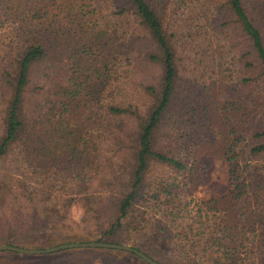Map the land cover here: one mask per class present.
I'll return each mask as SVG.
<instances>
[{"label": "trees", "instance_id": "1", "mask_svg": "<svg viewBox=\"0 0 264 264\" xmlns=\"http://www.w3.org/2000/svg\"><path fill=\"white\" fill-rule=\"evenodd\" d=\"M87 241L264 264V0H0V244Z\"/></svg>", "mask_w": 264, "mask_h": 264}, {"label": "rangeland", "instance_id": "2", "mask_svg": "<svg viewBox=\"0 0 264 264\" xmlns=\"http://www.w3.org/2000/svg\"><path fill=\"white\" fill-rule=\"evenodd\" d=\"M183 10V14H180V11ZM177 15L178 17H182L185 12L182 7H179L177 9ZM185 32V28H182V33ZM185 37L182 35L180 38V41L176 44L177 47V53L180 57L179 60L183 67V73L182 74V83H186V79L190 78L189 84L192 83L193 79L195 78L197 81L201 80L199 78L200 70L198 69H191V65L188 64L187 56H190L193 51H195V48L193 47V50H190V47L187 43H185ZM184 41V43H183ZM238 75V73H237ZM203 79V78H202ZM184 87V85H182ZM185 139V138H184ZM207 147H210L207 146ZM210 162L213 167H215V160H213L209 156H205ZM224 177V173H221ZM72 217L73 219L78 220L79 218V211L76 208H72ZM128 245V244H127ZM16 246V245H15ZM105 255L108 259L107 263L102 262V258ZM114 255L118 258V260H121L123 264H143L140 261L137 260V258L130 256V255H118L115 254L113 251H106V250H100V249H80V250H65L62 252H52L47 254H39V255H28V254H14L9 252H0V264H111L109 263L110 259L109 256ZM119 264V263H116Z\"/></svg>", "mask_w": 264, "mask_h": 264}, {"label": "water", "instance_id": "3", "mask_svg": "<svg viewBox=\"0 0 264 264\" xmlns=\"http://www.w3.org/2000/svg\"><path fill=\"white\" fill-rule=\"evenodd\" d=\"M75 247H98V248H111V249H118L131 252L140 260L147 264H161L143 252L131 247L127 244H119V243H112V242H103V241H87V242H74V243H61L56 244L49 247L44 248H24L10 244H0V250L16 252L20 254H28V255H39V254H47L52 253L58 250L67 249V248H75Z\"/></svg>", "mask_w": 264, "mask_h": 264}]
</instances>
